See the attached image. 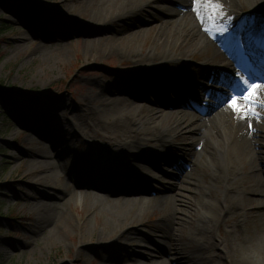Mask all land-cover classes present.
I'll return each mask as SVG.
<instances>
[{"label": "bare ground", "instance_id": "1", "mask_svg": "<svg viewBox=\"0 0 264 264\" xmlns=\"http://www.w3.org/2000/svg\"><path fill=\"white\" fill-rule=\"evenodd\" d=\"M16 1L19 3L15 2V6L22 7L25 13L24 19L21 20L31 26V33L39 35L51 26L53 29L56 28L54 30L57 31V41H60L64 38L63 35H66V30L62 28L68 25V22L80 18V21L87 23L88 26L99 27L101 32L104 31L98 41L86 40L84 45L87 47L85 50L87 55L109 57L116 53L123 57L124 63L131 61L130 63L135 66L129 72L119 70L118 73L109 74L107 81H100L101 90L90 89L84 94L83 100L94 103V107L85 109L86 104H84L80 112L86 114L84 119L81 118L80 123L75 124L72 117L70 118L72 124L56 127L55 120L64 115L63 106L57 108L55 113L47 116L46 112L47 114L38 117L41 118L39 122L41 134L35 133L36 138L26 135L29 146L32 147L27 151L33 155L28 163V166L30 165L28 172L37 177V183L44 181V185L38 184L46 187V190L43 188L36 190L42 201H37L38 198H35L40 212L35 227L31 230L33 237L27 240L28 247H36L41 242L39 238L43 234L55 240L56 235L58 237L60 234L72 235V229L78 226L72 223L67 215V209H74L78 197L73 194L67 199L62 198L65 191H68L71 181L76 187L86 189L84 199L94 200L89 205L83 204L78 210L82 214L88 213L91 216L78 222L80 226L82 225L81 243L97 231L98 237L104 238L120 224L123 229H126L132 221L139 226L142 224L140 216L146 213L148 206L156 202L164 205L162 216L155 224L163 233L159 235V240L155 239V235L160 234L159 231L155 233L151 230L152 232L147 233L142 231L141 227L121 233V239H129L132 245L127 250L124 248L120 250L129 253L146 251L149 256L148 259L143 256L145 254L134 253L137 264H167L168 261L170 264H232L233 262L253 264L247 259L248 253H254L253 255L259 257L263 254L255 236L258 235L257 232L264 236L262 224L264 180L260 174L261 172L264 174V128L260 127L264 121V106L256 109L260 113L259 117L247 119L238 118L226 105L210 114V111L218 106L222 97L228 93L220 92L225 91L220 89L214 95L206 97L193 90L201 96L199 98L202 104L198 107L197 104L192 105L191 101L182 98L179 100L176 97L175 102H168L169 111L159 110L162 108L161 103H165L169 98H156L149 105H144L148 97H145L142 91L150 90L153 93L165 80L189 85L190 82L199 79V71L193 69L194 65L188 59L190 53L187 52L192 51L184 52L188 48L197 46H200L199 50L202 51L211 50L210 56L204 58L205 64L224 67L226 71L238 75L239 78L249 76L264 84V70L255 69L259 61L264 60V18H262L264 7L262 8L260 4L258 7L259 0H220L228 5L220 12L217 21L226 26L227 31L223 33L216 30L205 31L211 26L207 20L209 10L201 6L198 12L196 0H178L175 6L165 5L166 0H73L84 8L91 5L97 7L95 16L98 18H104L110 8H115L121 2L122 6H129V11L144 10L154 6L158 12L155 21L163 23L159 35L152 41L146 55L140 54L135 48L127 49V43L131 40V35L128 34L130 30L108 32L106 28L110 29V23L107 21L94 22L84 20L76 14L73 16L64 5L61 7L62 10L55 13L56 10L50 9L45 12L43 8H37L38 4L32 5L35 0H25V3L24 0ZM201 4L203 5V1ZM236 4L240 5L241 10L250 5L248 7L252 8V13L243 16L232 7ZM254 11L263 15L257 16ZM37 14H40L41 18L33 16ZM118 14L120 13H114L109 20L118 17ZM58 15L64 17V21ZM201 16L205 17L203 21ZM27 18L42 20V23L38 21L36 24L25 20ZM251 27L262 29L260 33H255ZM33 29H38V33ZM117 42L125 44V50L115 47ZM105 46L109 47L104 48ZM33 49H36V53L39 51L38 47ZM244 52L249 58L244 56ZM135 81L140 84L137 86L138 91L136 88H129ZM112 92L118 93L117 96ZM229 93L242 92L234 86ZM110 94L116 98H106V95ZM131 94L141 99L136 107L125 104V98ZM14 104L17 106L10 109L16 116L26 111L23 110L24 108H27L28 112L25 114L34 115L33 110L30 109L33 106L26 104L27 106L24 107L19 105L18 101ZM185 121L187 125L193 126L189 131L183 127ZM48 122L52 123L50 133L43 129ZM201 127H206V133L203 135L201 134L204 130ZM57 129L61 132L59 133ZM177 139H185L188 145L182 147L183 144L178 143ZM80 145L90 150V158L84 166L87 176L84 178L82 175L84 179L81 178L79 182L73 168L66 169L63 172L64 176L68 177L67 180L60 174L63 168L62 159L71 153L77 155L76 148ZM177 146L182 149V154L186 155L187 158L181 154L186 164L169 162L167 165L172 167L174 172H167V167L164 168L166 172L164 177L168 178H164L168 180L167 184L164 181L160 183V188L149 190L152 193L148 195L150 199L133 197V194H140L138 189L143 187L140 183L147 180L152 182L161 180L159 175L146 166L147 164H141L140 159H145V154L163 149H175ZM100 158L105 161L102 163L105 168L94 170ZM259 159L261 162L258 164ZM79 162L77 160L74 165L77 166ZM199 168H201V176L194 178V172ZM129 169L134 172L130 179L125 174ZM117 173H119L118 177L115 176ZM119 177H121L120 183H117ZM244 178H248L247 183H244ZM183 183L186 185L183 186ZM189 185L190 190H194L195 193H197L196 187H199L203 194L201 200L188 199L178 193L180 188L186 189ZM49 187L55 188L57 193L48 192L51 191L48 190ZM122 190L126 191L122 192ZM105 202L108 206L103 205ZM181 204L184 205L183 208ZM250 206L256 207V213L250 215L251 211L248 209ZM196 210L201 211L197 217L198 223L194 224L193 231L187 235L188 244L195 246V249L185 252L186 247L181 243V239L185 237L184 231L182 232L183 223L192 220ZM109 217L112 220H109ZM92 218H96L98 223L101 221L100 225L103 228L90 231L89 224ZM250 218L253 220L250 221ZM100 238L91 245V249H105L113 245L100 241ZM150 243L154 244V247L147 249L152 247ZM145 247L146 249H143ZM218 252L223 259L226 258V261L225 259L221 261ZM236 254L239 255L237 259ZM118 257L120 251L113 250L111 254L100 259L110 264L115 263Z\"/></svg>", "mask_w": 264, "mask_h": 264}, {"label": "rangeland", "instance_id": "2", "mask_svg": "<svg viewBox=\"0 0 264 264\" xmlns=\"http://www.w3.org/2000/svg\"><path fill=\"white\" fill-rule=\"evenodd\" d=\"M167 1L169 3L166 2L164 3L165 5L173 6L176 0ZM263 1L264 0H259L258 4H262ZM15 2L17 1L0 0V264H108L100 258L111 254L113 250H119L120 257L117 258L115 263L110 264H137L135 254H145L143 256L149 259L146 251H143V253H136L133 251L134 254L120 250L123 248L127 250L132 245L129 239H121V233L129 232L133 229L136 230L137 227H141V230L147 233L159 231L160 234L157 233L158 235H155V239L159 240V235L163 233L155 224L158 223L162 216V210L164 208L163 203L153 202L152 205L148 206L146 213L140 216L142 224L139 226L135 225L134 221H132L126 229H123L122 224H120L113 228L114 230H111L110 234L104 238L98 237L97 231L94 234H90L85 238L86 241L84 240L85 242L81 243L82 225L80 226L78 222H80V219L89 217L90 214H82V212L78 210L81 209L83 204L89 205L91 201L93 203L94 200L91 198L84 199V190L77 189L71 181L69 182L68 191L64 190L66 193L62 195V198L67 199L73 194L78 197V202L74 203V209H67V215L71 218L72 223L78 226L72 229V235L60 234V237L56 235L57 239L55 240H51L43 234L39 238L41 242H39L36 247H28L27 240L33 237L31 230L34 229L40 212L39 207H37V201L41 199H39L40 197H38L36 190L40 188L46 190V187L39 185H44V181H40L41 183L38 182V184L36 182L38 180L37 177L31 172H28L30 166H28V163L32 160L33 155L27 151L32 147L29 146L26 135L29 134L36 138L35 136H37V134L35 133L39 134L41 127L39 126L41 118L38 117L46 112L48 113H46L47 116L50 115V113H55L57 108H63V106V109H65L63 111L64 115L55 120V126L59 128L62 126L64 127L65 124H72L70 120L72 117L75 124L80 123L81 118L84 119V115L86 114V112H80L84 104H86L85 109L94 107V103L83 100L84 94H86L88 90L90 91V89L101 90L99 89V83L100 81H107V76L109 74L118 73L119 70L129 72L134 69L135 66L133 63H130L131 61L124 63L123 57L116 53L109 57L87 55L85 52L87 47L84 45L86 40H88V42L98 41L100 37H102L100 34L104 31L101 32V30L98 29L99 27H96L97 29L91 25H89V27L87 23L80 21V18L79 20L68 22L69 24L62 28L66 30V35H63L64 38L60 39V41H57V31L54 30L56 28L53 29V27L46 24L45 25L48 27L44 29L43 33L41 32L39 35L31 33V26L21 20L24 19L23 16L25 14L22 7L15 6ZM23 2L25 3V0ZM34 2L35 3L31 4H38L37 8L41 7L45 12L53 7L56 8L55 13H58L62 10L61 7L64 5L67 10L70 11L69 14L73 16L76 14L84 20H91L94 22L105 23L107 21V23H110V29L106 28L108 32L130 30L128 34L131 35V40L127 43V49L135 48L140 54L144 55L147 54L152 45V41L156 39L160 33V29H162L161 25L163 22L157 23V21H155L158 17V12L154 6H149L144 10L129 11V6L124 7L121 2L115 8H110L104 18H98L95 16V9H97V7L91 5L88 6V8H84L82 5L79 6L77 1L35 0ZM219 4L224 6V3L220 0ZM49 6L52 7L50 8ZM248 6L250 5H247V8ZM237 9L240 11L239 5H237ZM114 13L120 14H118V17L109 20ZM33 16L35 18H41L40 14ZM55 18L57 17L55 16ZM59 18L63 21L65 19L60 16ZM25 20L36 24H38V21L42 23V20H32L30 18ZM38 29L33 30L38 33ZM125 46V44H121L120 42L115 43V47L120 49L125 50ZM35 47L39 48L37 53L35 51L36 49H33ZM107 47L109 46H105L104 48ZM199 48L201 47L197 46L184 50V52L187 50L192 51L187 52L190 53L188 58L192 63L198 66L202 64L201 62L204 61V58L210 56L209 52H211L210 49L202 51L199 50ZM211 70L210 67L202 68L200 71V79L192 83L193 88L203 95L208 93L207 91H210V89H208L209 86H211V88H218L214 78H209L207 76ZM146 85L149 86L148 84ZM137 86H140V84H137ZM137 86L135 88L138 91L139 89ZM129 88L132 89L131 87ZM186 90L187 94H185ZM189 91V89L180 90V88L175 85L172 86L171 83L165 82L159 85L157 90L153 93L147 91L145 96L149 98V101H155L156 98H169L165 103L159 101L162 106H168V102H175L176 97L179 98V100H181V98L184 100H195ZM113 93L116 94L115 96L118 94L116 92H112V94ZM112 94L106 95V98H114L115 96ZM15 101H18V104L24 107L27 106L26 104L33 106L34 108L32 107L30 109L33 110L32 112H34L35 116L32 113L25 114L28 113L27 108L23 109L26 111L16 116L10 109V107L13 108L17 106V104H14ZM138 103L139 102L135 101L132 96H127V98H125V104L128 106L136 107ZM144 105H149V102L144 103ZM156 109L158 110V108ZM161 109H168V107L159 108V110ZM51 124L52 123L48 122L43 126V129L46 130L45 132L50 133ZM260 125V127L264 128V121H262ZM183 127L186 131H189L193 126L190 124L187 125L185 121L183 122ZM201 129L206 130V127H201ZM57 130H59V133L61 132L60 129ZM259 134L261 135V133ZM261 138H263L262 135ZM242 139L244 138L242 137ZM177 142L183 144L182 147L188 145L185 139H177ZM190 144L191 143H189V145ZM157 145L159 144L157 143ZM31 150L34 152L33 149ZM180 151L182 150L176 147L175 149L170 148L168 151L163 149L146 155L145 159L142 158L141 161L147 164L146 166L153 173L159 175L161 180L159 183L148 180V182L144 184L145 186L138 190L141 195L137 193L134 195L138 196L133 197L150 199L149 196L152 193L149 192L151 188L148 187L154 186L160 188V183H164V181L167 184L168 180L164 178H168L164 177V173H166L164 172V168L167 167V172H174V169L167 164L171 161L177 163ZM85 152L89 154L87 147L85 148ZM182 156L187 158L184 154H182ZM74 159L75 157L72 153L63 157L62 173L60 171L61 175H64L63 171H65V169L73 166ZM221 159L224 160V158ZM260 162L261 159L258 160V164ZM184 164H186V162ZM160 169H162L161 172H157V170ZM260 174L264 180V174L262 172ZM200 176L201 168L194 172L193 177L197 178ZM246 181H248V178H244V183H247ZM184 185H186V183H183V186ZM190 187V185L187 186L186 189H182L184 188L182 187L178 193L185 195L188 199L201 200L203 194L200 192V189H198L199 187L195 189L197 193H195L194 190L191 191ZM48 190H51L48 192L52 193L55 191V193H57L55 188H50ZM35 198H38L37 201ZM106 204L105 202L103 205L106 206ZM182 206L184 205L181 204V208H183ZM248 209L251 211L250 215L256 213V207L250 206ZM200 212L201 211L196 210L193 219L183 223L182 232L184 231L185 237L181 239V243L186 247L185 252H191L195 249V246L188 244L187 235L193 231L194 224L198 223L197 217H199ZM181 218L185 217L181 216ZM110 219L112 220L111 217H109V220ZM252 220L253 219L250 218V221ZM98 222L96 218L91 219L89 224L90 231L103 228V226L100 225L101 221L100 223ZM262 224L264 229V218H262ZM257 234L255 239L258 238L257 242L261 245L260 250L263 254L259 257L253 255L254 253L247 252V259L253 264H264V236L258 232ZM98 238H100L102 242L113 241V245L105 249H91V245L96 243ZM150 244L152 247H147V249L154 247V244ZM143 249H146V247ZM217 255H219L221 261L224 259L226 261V258L223 259L221 257L220 252H218ZM238 256L239 255L236 254L235 258L237 259ZM227 259L229 258L227 257ZM167 264H170V262L168 261ZM232 264L239 263L233 262Z\"/></svg>", "mask_w": 264, "mask_h": 264}, {"label": "snow or ice", "instance_id": "3", "mask_svg": "<svg viewBox=\"0 0 264 264\" xmlns=\"http://www.w3.org/2000/svg\"><path fill=\"white\" fill-rule=\"evenodd\" d=\"M197 11L201 6L209 9L207 20L210 23V27L206 28L205 31L212 32L216 30L219 33L227 31L225 25L218 23L222 6L215 3L214 0H196ZM205 19L201 16V20ZM244 85L247 86L248 91L244 96L233 95L230 100L227 101L228 107L236 114L238 118L247 119L250 117H258L259 114L256 111L258 107L264 106V99L261 98V91L264 89V85L249 83L247 79L243 81ZM251 128V125H249Z\"/></svg>", "mask_w": 264, "mask_h": 264}]
</instances>
